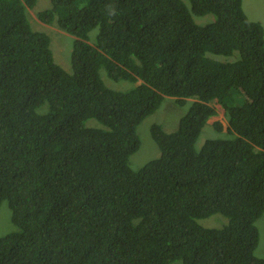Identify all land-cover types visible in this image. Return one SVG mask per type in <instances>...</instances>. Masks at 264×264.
<instances>
[{"label": "trees", "instance_id": "16d2710c", "mask_svg": "<svg viewBox=\"0 0 264 264\" xmlns=\"http://www.w3.org/2000/svg\"><path fill=\"white\" fill-rule=\"evenodd\" d=\"M50 1L36 16L76 37L70 69L37 0H0V264H264V27L244 0ZM165 96L188 109L135 170ZM214 102L227 131L198 148Z\"/></svg>", "mask_w": 264, "mask_h": 264}, {"label": "rangeland", "instance_id": "374dc122", "mask_svg": "<svg viewBox=\"0 0 264 264\" xmlns=\"http://www.w3.org/2000/svg\"><path fill=\"white\" fill-rule=\"evenodd\" d=\"M51 6L50 0H37V4L34 9L29 11L31 16V24L34 29L42 30L47 32L53 44V50L58 63L63 65L65 68L70 69V59H71V52L73 49V41L76 37L70 35L69 33L62 30L57 24L49 23L46 24L37 18L36 13L38 11L45 10ZM244 9L246 13L249 15L250 18L254 20H258L264 27V0H244ZM213 17L211 15L203 16L202 18L199 17V23H206L211 21ZM97 34V30L91 32V42L94 40ZM52 46V45H51ZM235 57L229 58L234 59ZM108 85L113 88L117 89H126L130 88L132 85L131 82L128 81H120L116 82L114 80H106ZM192 100V99H190ZM217 114L209 119L208 126L206 125L197 141V147L200 148L203 143L210 138H218L223 137L215 127H213V123L216 121L221 122L223 125V130L226 131L227 128V121L225 114L223 112V108L220 106L219 103H213ZM188 109V104L185 107L178 105L174 98L170 96H165L164 101H162L159 108L151 115L147 116L143 122L141 123L140 127L138 128V134L141 139V147L140 149L135 152L130 158V164L132 165L133 169L137 170L141 168L145 163L148 161L156 158L159 155L160 149L157 146L156 141L152 136V124L157 123L163 126L165 130L171 131L175 129L178 124L180 117L183 115L184 111L186 113ZM184 113V114H185ZM212 125V126H209ZM217 215V216H215ZM211 217H208L205 220H202L203 224L209 226H222L227 220L222 219L220 214H215ZM256 225L260 231V242L258 247L256 248L255 254L259 257H264V213L262 216L256 221ZM15 225L11 220V209L9 205V201L5 200L2 203L0 209V237L14 231Z\"/></svg>", "mask_w": 264, "mask_h": 264}, {"label": "clouds", "instance_id": "9594fccd", "mask_svg": "<svg viewBox=\"0 0 264 264\" xmlns=\"http://www.w3.org/2000/svg\"><path fill=\"white\" fill-rule=\"evenodd\" d=\"M29 10H31V9H29ZM212 16V15H211ZM213 17V16H212ZM38 18V17H37ZM41 20V19H40ZM42 21V20H41ZM44 22V21H43ZM44 23H46V22H44ZM46 24H49V23H46ZM173 98V97H172ZM221 106V105H220ZM222 107V106H221ZM223 112H224V110H223ZM215 116V115H214ZM213 117V116H212ZM211 118V117H210ZM209 118V119H210ZM209 121V120H208ZM226 121H227V118H226ZM209 123V122H208ZM227 123H228V121H227ZM213 125V127H214V123L212 124ZM212 125H210L209 124V126H212ZM207 126H208V124H207ZM227 128H228V124H227ZM227 128H226V131H227ZM224 129V128H223ZM219 132V131H218ZM160 154V153H159ZM223 218H224V220H227L224 216H223ZM207 219V218H206ZM205 220V219H204ZM206 225V224H205ZM207 226H209V225H207Z\"/></svg>", "mask_w": 264, "mask_h": 264}]
</instances>
